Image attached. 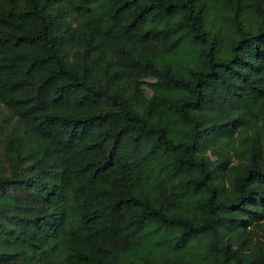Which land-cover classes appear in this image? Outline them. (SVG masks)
<instances>
[{
  "label": "trees",
  "instance_id": "trees-1",
  "mask_svg": "<svg viewBox=\"0 0 264 264\" xmlns=\"http://www.w3.org/2000/svg\"><path fill=\"white\" fill-rule=\"evenodd\" d=\"M0 264H264V0H0Z\"/></svg>",
  "mask_w": 264,
  "mask_h": 264
},
{
  "label": "rangeland",
  "instance_id": "rangeland-1",
  "mask_svg": "<svg viewBox=\"0 0 264 264\" xmlns=\"http://www.w3.org/2000/svg\"><path fill=\"white\" fill-rule=\"evenodd\" d=\"M140 80L144 95L149 96L153 91V79L150 77H142Z\"/></svg>",
  "mask_w": 264,
  "mask_h": 264
}]
</instances>
